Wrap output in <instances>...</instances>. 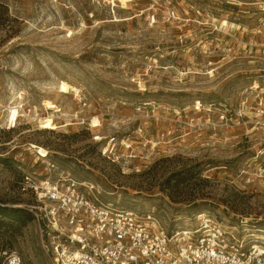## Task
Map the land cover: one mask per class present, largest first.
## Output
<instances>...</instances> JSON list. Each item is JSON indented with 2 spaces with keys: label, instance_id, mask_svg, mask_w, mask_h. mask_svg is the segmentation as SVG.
Listing matches in <instances>:
<instances>
[{
  "label": "rangeland",
  "instance_id": "obj_1",
  "mask_svg": "<svg viewBox=\"0 0 264 264\" xmlns=\"http://www.w3.org/2000/svg\"><path fill=\"white\" fill-rule=\"evenodd\" d=\"M115 3L0 0V206L26 213L0 215V264H57L24 173L169 231L210 215L264 242V0Z\"/></svg>",
  "mask_w": 264,
  "mask_h": 264
},
{
  "label": "built area",
  "instance_id": "obj_2",
  "mask_svg": "<svg viewBox=\"0 0 264 264\" xmlns=\"http://www.w3.org/2000/svg\"><path fill=\"white\" fill-rule=\"evenodd\" d=\"M116 138L108 137L104 152L115 148ZM19 189L33 199L27 208L39 220L45 248L57 264H264V242L210 215L169 231L151 217L92 198L64 173L56 180L24 173ZM20 263L11 253L9 264Z\"/></svg>",
  "mask_w": 264,
  "mask_h": 264
},
{
  "label": "bare ground",
  "instance_id": "obj_3",
  "mask_svg": "<svg viewBox=\"0 0 264 264\" xmlns=\"http://www.w3.org/2000/svg\"><path fill=\"white\" fill-rule=\"evenodd\" d=\"M112 2H114V4L116 5V1H119L121 4H122V8H125V9H128V8H130V1H132V0H111ZM119 18H116V20H118ZM55 87V89H57L58 90V92H60V93H70V91H73V90H75V91H77L78 90V88L77 87H75L74 85H72V84H70L69 82H67V81H61L58 85H56V86H54ZM22 97V96H21ZM45 104L47 105V106H49V107H53L54 105H53V103L49 100V99H47L46 100V102H45ZM9 108H11L12 109V107H10L9 106ZM16 110V109H15ZM13 110V119H14V117L16 116V115H18V116H20V114H21V112H20V109L19 110ZM59 109H57V111H58ZM41 123H42V127L43 128H50V129H57V128H59L60 126H58V124L54 121V119H53V115L52 114H50V115H48V116H46V117H44L43 118V120L41 121ZM39 149V153L41 154V155H43V156H46V155H48V151L45 149V148H43V147H39L38 148Z\"/></svg>",
  "mask_w": 264,
  "mask_h": 264
},
{
  "label": "trees",
  "instance_id": "obj_4",
  "mask_svg": "<svg viewBox=\"0 0 264 264\" xmlns=\"http://www.w3.org/2000/svg\"><path fill=\"white\" fill-rule=\"evenodd\" d=\"M22 177L20 178L21 181ZM0 215H3L4 218H11V219H16L20 222L23 221L24 217H26V213L23 214L22 209L18 208H12V207H1L0 206ZM3 224L9 225V222L2 221Z\"/></svg>",
  "mask_w": 264,
  "mask_h": 264
}]
</instances>
